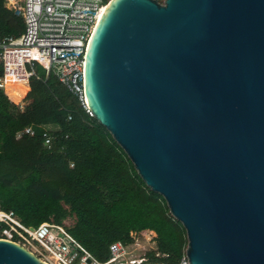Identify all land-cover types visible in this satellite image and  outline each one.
<instances>
[{
    "label": "water",
    "instance_id": "1",
    "mask_svg": "<svg viewBox=\"0 0 264 264\" xmlns=\"http://www.w3.org/2000/svg\"><path fill=\"white\" fill-rule=\"evenodd\" d=\"M105 7L85 53L91 115L181 222L190 264H264V0ZM0 264L48 263L0 239Z\"/></svg>",
    "mask_w": 264,
    "mask_h": 264
},
{
    "label": "trees",
    "instance_id": "2",
    "mask_svg": "<svg viewBox=\"0 0 264 264\" xmlns=\"http://www.w3.org/2000/svg\"><path fill=\"white\" fill-rule=\"evenodd\" d=\"M23 28L21 18L0 0V35L18 36ZM34 69L21 106L15 102L25 85L19 86L18 98L5 90L12 101L0 89V207L12 209L25 225L64 226L100 261L109 258L110 243L129 245L130 231L151 230L148 263L179 264L186 256V232L163 196L145 184L76 93L41 65ZM28 126L33 134L16 136ZM69 216L75 220L66 226Z\"/></svg>",
    "mask_w": 264,
    "mask_h": 264
},
{
    "label": "built area",
    "instance_id": "3",
    "mask_svg": "<svg viewBox=\"0 0 264 264\" xmlns=\"http://www.w3.org/2000/svg\"><path fill=\"white\" fill-rule=\"evenodd\" d=\"M108 1L5 0V6L21 18L24 28L18 36L0 35V89L4 94L7 83L25 84L27 90L15 102L21 106L37 63L76 93L91 115L84 99L85 53L99 14ZM23 133L33 134L34 131L28 126L16 136ZM43 137L44 144L50 147L52 138L46 132ZM140 233L130 231L133 242L129 245L120 241L110 243L109 258L100 261L86 251L64 226L47 221L37 226L25 225L12 209L0 207V239L22 245L48 264H154L147 261L149 249L127 256L129 246L136 244ZM179 264L190 263L185 256Z\"/></svg>",
    "mask_w": 264,
    "mask_h": 264
},
{
    "label": "rangeland",
    "instance_id": "4",
    "mask_svg": "<svg viewBox=\"0 0 264 264\" xmlns=\"http://www.w3.org/2000/svg\"><path fill=\"white\" fill-rule=\"evenodd\" d=\"M75 218L73 216H69L64 220V225L69 226L74 223ZM155 233L150 230L141 231L140 235L136 239V244L129 246L127 256L131 257L133 255H137L142 251H146L153 247V237Z\"/></svg>",
    "mask_w": 264,
    "mask_h": 264
},
{
    "label": "bare ground",
    "instance_id": "5",
    "mask_svg": "<svg viewBox=\"0 0 264 264\" xmlns=\"http://www.w3.org/2000/svg\"><path fill=\"white\" fill-rule=\"evenodd\" d=\"M105 9H106V7H104L101 10V12L99 14V18L103 15ZM20 85H25V84H23V83H7L5 90L9 91L14 98H18L21 96L20 91H19Z\"/></svg>",
    "mask_w": 264,
    "mask_h": 264
},
{
    "label": "crops",
    "instance_id": "6",
    "mask_svg": "<svg viewBox=\"0 0 264 264\" xmlns=\"http://www.w3.org/2000/svg\"><path fill=\"white\" fill-rule=\"evenodd\" d=\"M29 89V88H28Z\"/></svg>",
    "mask_w": 264,
    "mask_h": 264
}]
</instances>
